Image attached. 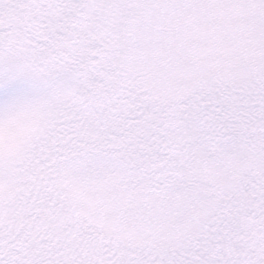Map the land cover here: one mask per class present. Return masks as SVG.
I'll use <instances>...</instances> for the list:
<instances>
[{"label":"snow or ice","instance_id":"1","mask_svg":"<svg viewBox=\"0 0 264 264\" xmlns=\"http://www.w3.org/2000/svg\"><path fill=\"white\" fill-rule=\"evenodd\" d=\"M0 264H264V0H0Z\"/></svg>","mask_w":264,"mask_h":264}]
</instances>
